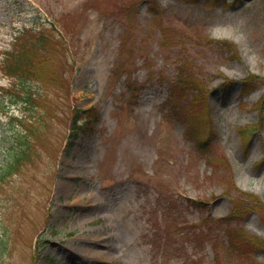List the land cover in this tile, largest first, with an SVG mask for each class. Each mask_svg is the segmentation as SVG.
Masks as SVG:
<instances>
[{
	"label": "rangeland",
	"instance_id": "obj_1",
	"mask_svg": "<svg viewBox=\"0 0 264 264\" xmlns=\"http://www.w3.org/2000/svg\"><path fill=\"white\" fill-rule=\"evenodd\" d=\"M39 38L50 75L23 110L7 64ZM195 85L203 142L183 122ZM72 105L100 114L74 141ZM7 112L44 117L5 174ZM241 192L264 203V0H0V264H264V245L229 246V228L264 240V205Z\"/></svg>",
	"mask_w": 264,
	"mask_h": 264
},
{
	"label": "trees",
	"instance_id": "obj_2",
	"mask_svg": "<svg viewBox=\"0 0 264 264\" xmlns=\"http://www.w3.org/2000/svg\"><path fill=\"white\" fill-rule=\"evenodd\" d=\"M157 15V12H155ZM32 31V30H31ZM32 43V46L29 47L32 49V51L28 52V54H32V52H35L34 50L37 48V45L40 46L41 55L37 57V55L32 54V58L28 57V54L26 56V48L23 50H20L17 54L13 53L15 55V58L7 64L9 72L13 73L15 77H17V81L10 87L8 90H14L10 91L11 95H13L14 99L19 101L21 104L25 105V107H29L30 104L34 103L35 98L32 96L34 95L30 90H28L26 84L29 81H32L34 79L37 80H43L47 76H49L50 73L47 69L49 68V61L47 59H50L47 53L48 48V42L44 41L43 38H39ZM56 44L52 45L51 47L54 48ZM12 54V53H11ZM45 58V60H44ZM181 81L184 83H189L190 78L187 76L180 75ZM54 80V79H53ZM192 89H195L197 91V94H195L194 97H196V101L199 102V107L197 110H195V116L191 117L189 116V112L186 109L183 116V122L186 125H189L192 129L189 130V135L191 139H197L200 142L205 141V137H201L200 133L204 131L206 127L209 126V122L211 120L210 113L208 112V109L206 105H204L203 96L200 93L201 87L199 85H195L192 87ZM70 111V136L72 140L76 139L79 136V133L82 131H85V126L94 127L100 117L99 112H97L96 107H89L87 109L74 107ZM190 111H194V102L192 101L189 104ZM43 114H39L34 119L33 117L30 118V122L27 124H18L22 122V118L16 119L17 117L11 115L8 120V125L10 127L9 133L12 135L13 141L15 142V148L17 149V154L15 158V162L19 159L20 156L30 152V149L32 148L33 141L35 140L36 136L40 134L39 125L42 121ZM37 123V124H36ZM202 123V124H199ZM207 123V124H206ZM23 127V128H21ZM255 127L250 126L248 129L247 127H241V135L243 137H246L247 134L252 131ZM216 160V158H212L211 156L208 157L209 164L212 163V161ZM15 162H7L5 164L4 169H8L7 172L11 171L10 169L14 165ZM214 166V170H216L215 164H211ZM251 196L253 206L255 208H259L260 205H264L262 200L256 196L255 194L248 193V192H241V195ZM241 208V199L240 195L236 197V200L234 202L233 210L226 218H221L218 221H232L233 219L238 218V213L240 212ZM227 234L229 236L230 244L229 246L236 251L239 256H244V251L246 248H260L264 245V240L258 239L254 236H249L242 228H229L227 230ZM235 240H237L238 243L235 244ZM254 262H257L256 258H253L250 261V264H253Z\"/></svg>",
	"mask_w": 264,
	"mask_h": 264
},
{
	"label": "bare ground",
	"instance_id": "obj_3",
	"mask_svg": "<svg viewBox=\"0 0 264 264\" xmlns=\"http://www.w3.org/2000/svg\"><path fill=\"white\" fill-rule=\"evenodd\" d=\"M94 247H89V252L93 249ZM95 255L100 259H106L109 258L108 254H106L104 251L102 250H95L94 251Z\"/></svg>",
	"mask_w": 264,
	"mask_h": 264
}]
</instances>
